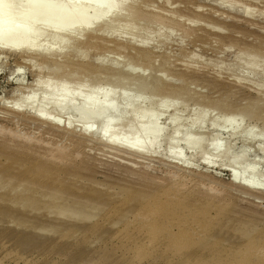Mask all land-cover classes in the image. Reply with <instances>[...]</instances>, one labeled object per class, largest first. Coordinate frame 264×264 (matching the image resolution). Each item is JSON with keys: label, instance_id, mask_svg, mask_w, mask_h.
<instances>
[{"label": "rangeland", "instance_id": "obj_1", "mask_svg": "<svg viewBox=\"0 0 264 264\" xmlns=\"http://www.w3.org/2000/svg\"><path fill=\"white\" fill-rule=\"evenodd\" d=\"M155 1L152 2L151 0L150 5L144 7L150 8L152 11H156V8L158 12L162 10L163 13L160 12V16L162 15L168 20L167 17H170L174 10L171 12L167 11L168 8H158L162 0H159V3L158 0L156 1L157 7L155 4L151 5ZM195 1L197 4L200 2L201 5L205 4L206 6L215 4L213 0H206L204 3L201 0H193L192 2ZM136 2L138 3L139 0H128V3H131L130 7L137 4ZM10 3L8 0L0 2V7L7 6L3 7L6 8V11L0 14V21L10 18L11 11L9 10L14 8V5L8 6ZM240 5H237L238 8L233 10L234 12L227 13L228 16L226 14L224 17L219 16V19L227 22L232 21L241 24L245 29L248 28L245 31H238L240 33L233 32V30L228 33V30L224 31L225 34L223 35L236 37L235 39L239 37L238 40L240 39L241 43H234L233 41L231 43L229 39H217L218 37L212 36L208 30H200L202 26H205L202 23L199 24L200 26L197 24L194 27L195 29L196 27L200 28L197 34L201 35L204 40L195 42L193 41L195 40L192 36L193 32L190 35L184 33L180 26L176 27V24H174V28L170 19L168 20L169 23H166L167 20L159 19L162 22L165 21V25L160 21L153 22V24L150 21L138 22L137 20L138 26L134 25L137 27L132 29L126 28L125 32L120 29L117 30L121 26L120 23H124L123 20L118 21V24L115 21L108 28L109 30L105 29L98 32L104 36H102L106 42L105 45H102L104 48L99 46L89 49L88 58L85 57L88 55V51L83 50L85 55L83 56L86 59L83 57L85 60L75 61L79 65L77 63H65V65L62 63L63 65H60V58L59 61H54V58L60 57L63 49L57 47L58 42L54 44L53 39L55 37L52 39L49 36L53 43L50 42L49 37H44V34L45 36L48 34L47 30L51 32L50 28L45 27H43L45 33L41 34L42 37L39 35L37 44H35L37 48L40 45V50L54 47V53L59 55L57 57L54 55L50 63L40 60L32 61L31 59L34 58L31 57V59L23 58L24 60L21 58L22 61L18 54L13 52H4L5 54L0 55V112L2 111L0 113V126L6 124L8 126V122H10L8 119H11L14 125L11 128L15 134L17 133V136L19 134L21 137L23 135V138L40 139L49 143L50 146L48 145V147L51 148L64 147L66 151L73 154V158L74 155L80 154H78V158L75 156L74 165L60 167L59 165L56 166V162H52L53 165L51 162H43L42 166L45 164L44 169L48 165L47 170L51 172L49 174H45L46 171H42L44 174L41 171L40 174L38 171L35 173L34 181H38L37 183L43 187L40 186L39 189L38 184H35L34 181L32 186L29 184L36 192L30 193L33 195L31 197L23 196V198H29L31 201L13 204L14 202L12 203L7 198L0 200V264H187L189 260L188 264H196L194 263L197 262L196 260L198 263L201 260L200 264H215V262L218 263V261L226 259V256H228L227 259H231L230 253L243 252L247 247L246 243L250 240L255 241V243L259 241V243H264V191L247 190L240 185L244 184L250 188L251 186L263 185L264 188V9L261 10L260 7H257V10H254L257 12H253L255 18H252L253 22H251L244 19L246 15L243 13L246 12L244 10L246 7ZM127 10L129 9L126 8ZM126 11L121 12L123 17L126 16ZM124 13L126 14L124 15ZM185 20L188 19L182 18V25L188 22ZM32 26L28 25L32 31L27 26L26 29L31 33L37 32L36 29L39 25H36L35 28ZM207 32L210 38L206 35ZM81 37L80 41H83L84 36ZM213 37L215 39L209 40ZM190 39L193 40L190 41ZM55 40L58 41L57 38ZM132 41L136 45L123 49L121 44ZM119 42H122L120 43L121 47L119 45L114 46ZM109 43H113L111 46L114 48H111ZM143 44L145 49L140 47ZM36 45L34 50L38 51ZM50 45L51 47H49ZM52 45H57V48ZM106 50L111 56L107 54ZM254 50L256 53H258L257 51L260 53L255 54ZM246 51H249L250 54ZM143 52L149 56V60L144 59ZM253 55L255 57H252ZM252 62L256 64V70L253 72L249 71V67H247ZM42 64L48 69H45ZM77 65H83L82 71L79 69L81 73L75 69ZM56 68L59 70L55 73ZM38 72L41 73L40 76ZM47 76L52 78L50 80L53 81L55 90L61 89V84L62 86L65 84V87L61 89L64 91L50 93V97L47 98L50 104H44L41 107L45 110H51V108L53 110L54 99L63 92L66 96L64 100L66 107L59 113V119L62 122L70 117L74 119L75 122L72 125L75 127L74 131L79 135H83L79 132L81 124L89 121L92 126L89 133L90 137L87 135L82 137L86 140L89 138L88 141L90 142L87 143L77 134L73 136L61 129L58 131L49 128L46 124L38 121L32 123L33 119L30 121L29 118L21 117L24 113H17L19 115L17 117L18 115L13 114L14 112L10 110L11 101L8 100H13L16 96L19 97V87H29L34 83V79H48ZM52 76L56 78L54 79ZM80 87L82 90L81 99L76 100L75 92ZM123 92L126 94L121 95ZM46 95L48 96L47 93L40 90L35 93L37 100ZM96 95H99L100 98H96ZM18 97L17 100L20 102L19 99L22 100V98L18 99ZM101 97H105L109 101ZM137 97H141L143 102L139 106L140 108L137 107V110H134L131 104ZM17 100L14 99L16 102L13 101L12 103L17 104ZM4 101H7L6 107ZM166 102L169 103L168 108L163 109V104ZM12 103L11 105H13ZM72 104L75 107L71 108ZM92 104L98 105L92 106ZM143 107L148 110H144ZM91 108H94L93 112L95 113L87 117L85 112ZM101 108L104 110L100 111ZM4 112H6L5 115ZM9 112L13 113L10 114ZM119 113L123 115L125 120V130H121V127H116L108 133L101 130V127L103 128L101 122L104 119L119 117L121 116ZM141 113L145 115L140 126L145 129L140 130L138 139L145 142L152 135L162 131L160 134H163L165 139L159 147V154L149 157L150 159L141 160L104 149L101 143L102 141L105 142L106 137L112 135L117 136V138H131L133 120L137 116H142ZM21 118H25L26 121ZM191 120L194 126L187 130ZM155 121L157 122L156 127L151 126V123ZM174 131L176 138L171 139L170 134ZM121 132L122 135L120 136ZM8 143L12 144V141H8ZM179 147L183 149L182 159L194 156L197 164L195 163V170L191 174L190 172L188 174L178 171L174 167L171 152ZM9 150H13L12 153H17L14 152V149L9 148ZM0 151L4 152L3 150ZM3 154L1 153V156ZM7 155L8 153H6ZM19 155L22 156L23 154L19 152ZM34 158L33 155H29L28 159L31 161L29 165L33 163ZM252 168L254 169L252 170ZM52 169L54 170L52 171ZM250 169L255 171L254 174L250 172ZM12 172L16 171H7V173L5 171V174H12ZM40 175L46 178H42ZM59 175L62 177L60 178ZM9 178L2 176L0 185L6 186L10 190L11 184L9 183L14 180ZM249 179L250 182H248ZM153 183L154 185H152ZM156 183L160 187H157ZM43 184L47 186L44 187ZM176 184L180 185H178L179 189H176ZM49 186L51 189H48ZM6 188L0 190V197H7L6 195L10 194ZM57 188H61L65 194ZM158 189L170 191L174 189L175 192L178 191L184 196L185 204L191 208L193 206L194 209L205 210V212L208 210V213H211L207 214L208 216L211 215L212 219L214 216L216 217V214H220L221 217L217 215L219 218L216 217V220H212L215 223L206 221L207 236L202 239L203 241L199 240L198 244L194 243L195 245L192 244V247L190 245L187 250L184 249L186 251L183 250L180 255L164 248L158 251L152 250L153 252L147 250L146 252L145 249L143 250L145 246L142 245L145 243H140L142 251L139 253L132 251L129 253L126 249L127 246L137 245L138 242V238L135 240L136 235L130 232L129 235L126 234L127 228H123L127 226V223L133 221L131 220L133 210L132 212L130 210L137 207L142 198L153 195ZM18 190L21 191L22 188L20 187ZM22 194L27 195L24 192ZM127 198L128 200H126ZM120 201L124 203L121 202L119 205ZM225 203H227L226 206H224ZM206 205L208 207L210 205L211 209ZM218 209L220 213H218ZM119 216L120 218H118ZM217 219L220 220L219 223ZM134 223V226L130 224L133 229L138 224L136 221ZM140 223L137 227L141 232V229L146 227L145 223L149 224V222ZM257 231L262 232L258 233ZM262 238L263 241L261 242ZM197 247L201 250H198ZM218 252L226 253L219 255Z\"/></svg>", "mask_w": 264, "mask_h": 264}, {"label": "bare ground", "instance_id": "obj_2", "mask_svg": "<svg viewBox=\"0 0 264 264\" xmlns=\"http://www.w3.org/2000/svg\"><path fill=\"white\" fill-rule=\"evenodd\" d=\"M1 1H3V0H0V2ZM8 1L11 2L10 5H8V6L14 5V8L9 10V11H11L10 12V18L5 19L3 21H0V55L3 54L4 52H11V53L13 52V53H17L18 54L20 60H22L23 58H26V59L34 58V59H31V60L32 61L33 60H40V61H45V62H49L50 63V61H52L54 55L56 57L59 55L56 52H55L56 54L54 53V51H53L54 47L53 48H47V49L45 48L43 50H40L39 49L40 45H39L38 48H37V45H36L37 44L36 41H37V39H39V35L41 36V34L43 35L45 33V31L43 30V27H45V28H50L51 29V32L49 30H47V29L46 30L48 31V34L50 33L52 36L48 35L47 31H46L47 35L45 36V34H44V37L47 38V37L50 36L51 38L52 37H55V39L57 38L58 41H56L55 39L52 38L54 44L58 42L57 43L58 46L57 45L56 46L58 48L63 49L60 57H58V59L54 58V61L55 60L59 61V58H60V61H59L60 65H63V64L65 65V63L66 64L67 63L75 64V63H77L75 61H80V60L83 61V59L85 57H87V58L89 57V52H90V51H88L89 49L91 50V49H94L96 47L102 46L104 43L106 44L105 39H103L104 36L100 35L98 32H101V31H103L105 29H108L109 27H111V25H113V23L115 21H116V24H118L117 23L118 21H123L124 20V23H120L119 22L121 24V26L119 24L120 28H118L117 30L120 29L121 31L125 32L124 30L126 28L127 29L128 28L132 29L133 27L136 28L138 26L137 24H138L139 21H141V22L142 21L143 22L144 21H146V22L150 21L151 23H153V22H156V21L157 22L160 21L159 19H162V20H165V21L167 20V19H165L166 17L164 18L162 15L160 16V12H162L161 9H160L161 11L158 12L157 8H156V11L155 10L152 11V9L150 10V8L144 7L146 5H150L149 3L151 2V0H139L138 3L136 2L137 4L132 5L131 7H130L131 3L129 4L128 0H8ZM153 1H155V0H152V2ZM156 1L154 3H152L151 5L155 4ZM192 1L191 0H162V2L159 3V0H158V3H159V7L158 8H168L167 11L174 10V12L171 11V12H173L172 15H174V17H172V15L170 17H167L168 20L170 19V21H172V22H170V21L169 22L171 23V25L176 24V27L180 26L181 30H183L184 33H187V34L189 33V35H190L193 32L192 36H193V38L195 40L190 39V41L193 40L195 42L204 40V38H202L201 35L197 34V32L199 31L200 28L198 29V27H196V29H198V30H196L195 27H194L195 25H197V24L199 25L200 23H202V25L205 24V26H202V29H200V30H203V31L208 30L209 33L210 32L212 33V34L210 33L212 36L218 37L217 39H219V40L229 39L230 42L233 41L234 43H239L240 42V39L238 40L239 37H237V39H235L236 37H232V36L230 37V35L225 36V35H223V34H225L224 31L228 30L227 33L229 31H232V30H233V32H238L240 30L241 31H245L248 28L245 29L244 26H242L241 24H238V23H235V22H232V21L231 22L222 21V20L219 19V16H223L224 17V15L225 14L227 15V13L231 14V12H234L233 10H236V8H238L237 5L241 6L240 4H242V5H244V7H246L244 9L246 12L243 13V14L246 15L244 17V19L250 20L251 22H253L252 18H255V15L253 13V12H255L254 10L257 7H260L261 10L264 9V0H213L215 2V4L214 5H210L209 4L207 6L205 4L201 5L200 2H198V4H197L196 1L195 2H192ZM201 1L204 3L206 0H201ZM128 5H129V7H128ZM155 6H156V4H155ZM3 7H7V6H1L0 7V14L4 13L6 11L5 10L6 8L4 9ZM126 8L129 9V10H127L128 12L126 11ZM152 8H153V6H152ZM178 8H180V9H178ZM241 8L243 9V6ZM260 8H259V10H260ZM122 11H126L127 14H129V13L130 14L127 16V14L124 13V15L126 14L127 17L126 16L123 17V15L121 14ZM168 13H167V15H168ZM216 14H218V15L215 16ZM188 16H191V17H188ZM182 18L188 19V20H185V21H188L187 22L188 24L185 22L186 24L182 25L183 24L181 22ZM231 18H234V17H231ZM131 19L133 20V22H132ZM137 20H138V22H137ZM168 20L166 21V23L168 22ZM165 21H163V22L160 21V22H162L164 24ZM91 22H93V23H91ZM134 22H135V24H133ZM180 22H181V24H180ZM131 24H133V25H131ZM28 25H33L34 28L37 27L36 25H39V27H37V29H36L37 32L36 31L32 32V33L29 32L28 29L30 30L31 28L28 27ZM134 25H137V26L135 27ZM26 26H27L28 29H26ZM166 26H168V25H166ZM138 28H140V27H138ZM174 28H175V25H174ZM33 30H35V29H33ZM133 30H135V29H133ZM30 31H32V30H30ZM42 31H44V32H42ZM63 31H65V32L61 33V34H57V33L63 32ZM203 31H202V33H203ZM52 32H54V33H52ZM55 32H57V33H55ZM209 33L207 32L206 35L208 36ZM238 33H240V32H238ZM229 34H232V33H229ZM81 36H84V40L83 41H80L81 40L80 39ZM192 36H190V37H192ZM50 37H49V39H50ZM140 38H142V37H140ZM208 38H210V36H208ZM49 39H47V40H49ZM213 39H215V38L213 37L212 39H209V40H213ZM219 40L218 41L216 40V41L220 42ZM50 42H52V40ZM233 42H231V43H233ZM120 43H122V42H119V44L116 43L114 46L119 45L121 47V45H122L123 49L124 48L127 49L128 47H133L134 44L136 45V43H134L133 41L125 43V44L123 43L124 45L123 44L120 45ZM244 43H245V41H244ZM35 45H36V49H39L38 51L34 50ZM111 45H113V43H111L109 46H111ZM223 45H224V43H223ZM52 46H55V45H52ZM49 47H51V45ZM140 47L142 49V48L145 47V45L143 44V46H140ZM102 48H104V47L102 46ZM111 48H114V47L111 46ZM83 50H87L88 51V55L85 56L83 54L84 52H82ZM108 50H106L107 54H109ZM116 50H117V48H116ZM121 50H120V52H121ZM250 50H252V49H250ZM241 52H242V50H241ZM246 52H249V51H246ZM257 52L260 53L259 51H257ZM85 53H86V51H85ZM110 53H111V51H110ZM254 53L258 54V53L255 52V50H254ZM143 54H144V56H143L144 59H146V60L148 59L149 60V56L147 54H145L144 52H143ZM241 54L243 55V52ZM249 54H250V52H249ZM252 57H255V55H253ZM99 59H101V57ZM115 60H116V58H115ZM252 63L249 66H247V67H249L248 70L251 71V72L256 70V64L255 63L252 64ZM31 64H32V62H31ZM43 64H42V66H43ZM46 65H48V64H46ZM78 65L75 67V69H77V70L81 69V71H82V68H84V67H82L83 65H80V66H78ZM57 68H59V67H57ZM57 68L54 70L55 73L59 70ZM42 70H43V68H42ZM79 71H78V73H81V71L80 72ZM39 72H41V71H39ZM39 72H38V74H39ZM40 75H41V73L39 74V76ZM45 75H47V74H45ZM76 75H78V74H76ZM33 77H35V76H33ZM43 78H45V77H43ZM47 78H48V76H47ZM50 79H52V78H48V79L45 78L43 80L40 79V78L39 79L36 78V79H34L35 80L34 83L32 82L33 84L31 86L26 87V88L25 87L24 88L23 87L22 88L19 87V97L16 96L14 99L17 100V97H18V99L22 98V100L19 99L20 102L17 100L19 104L18 103L17 104L16 103H12L14 101V99L13 100H8L9 102L11 101L10 105L8 104L9 108H10V110H12L14 112V113L13 112H9V113L10 114H12V113L13 114H17V113L23 114L24 113V114H27V116H24V114L22 116L21 115L20 116L21 117H25V118H29L28 120H30V121L33 119V121H31L32 123L35 122V121H38L39 123L46 124V126H48L49 128H53V129H56L58 131L61 129L62 131L66 132L68 134H71L73 136H75V134L79 135V133H76L74 131L75 127L72 125L75 122L74 119H72L70 117L67 120H65L64 122H62L61 119H59V113H61V111L65 110L64 108L66 107V104H65V101H64L66 96H65V94L63 92H61L59 95H57V97L54 99V101H53V105H54L53 106V110H52V108H51V110L50 109L49 110H45V109H43L41 107V105L44 106V104H50V101L49 100L47 101V98L50 97V95H49L50 93H54V92L56 93V92L64 91V90H61V89H63V87H65V84H63V86L61 84V86H60L61 89L55 90V87L53 85V81L50 80ZM16 90H18V89H16ZM39 90L42 91L43 93L44 92L47 93L48 96L46 95L42 99H38L37 100V97L35 96V93L37 91H39ZM164 90H166V89H164ZM81 91L82 90H81V87H80L75 92V95H76L75 99L76 100H80L81 99ZM101 91H104V90L101 89ZM15 93H16V91H15ZM102 94L107 95L108 93H102ZM124 94H126V93L123 92L121 95H124ZM27 95H31V96H27ZM96 98H100V96L96 95ZM101 98H103L106 101H109L105 97H101ZM14 102H16V101H14ZM142 102L143 101H142L141 97H139V98L137 97V99L134 100L131 105H132V107L135 110L137 107L141 106ZM11 103L13 105H11ZM1 104H2V102H1ZM168 104H169L168 102L163 104V109L168 108ZM4 105L6 107L7 101L4 103ZM4 105H2V106H4ZM95 105H98V104H92V106H95ZM73 107H75L74 104L71 105V108H73ZM143 109H144V107H143ZM146 109H144V110H146ZM99 110L102 111V110H104V108H101ZM93 111H94V108H91L89 111H86L85 113L87 114V117L93 115L95 113ZM0 113H2V111ZM5 114H6V112H4V115ZM119 114L121 115L119 117L117 116V117H114L113 119H111V118L104 119V121L101 122V124L103 126V128L101 127V130H103L104 132H107V133L112 131L116 127H121L120 128L121 130H125L124 129V126H125L124 125V121L125 120L122 117L123 115L121 113H119ZM17 115H15V116H17ZM144 115L145 114L143 113L142 116H140V117L137 116V117H135L136 119L133 120L134 121V123H133L134 125H133V128L131 129V138H128V139L121 138V137L117 138V136H112V135H111L112 137L111 136L106 137L107 139L105 140V142L102 141V143H101V145L104 146V149H108V150H110L112 152H118V153H121V154L123 153V155L125 154L127 157L130 156L131 158L132 157L133 158H139L141 160L149 158V157L151 158L152 156H155V154L157 155V153L159 154V152H158L159 151V147H160L161 143L164 141L163 139H165V138H163V134H160L162 131L159 132V133L156 131L158 134L154 131L156 134L152 135L151 138L149 137L150 139L145 141V142H141L138 139V134L140 133V130L145 129V128H142L143 126H140V124L142 123V121L144 119ZM17 117H19V115ZM25 118H23V119L25 120ZM8 121H10V122H8L9 123L8 126H6L7 124L4 125V126H0V150H3V151H4V149L8 150V152H6V150L4 152L0 151V178L2 176L3 177L4 176L7 177V179H8V177H10L9 179H11L12 181L14 180L13 181L14 183L13 182L9 183V184H11L10 190L8 188H6V186H1L0 185V190L6 188V189H8L10 191L9 192L10 194L12 193L11 195L10 194L6 195L7 197L1 196L0 200L2 201L3 199L5 200L7 198L9 201H12V203L14 202L13 204H15V203H23L22 201H31L29 198H26V197L24 199L23 196H30L31 197V196H33L31 194L36 192V191H34L31 188L32 182L34 181L33 177H34L35 173H37V171H38L39 174L42 171H46L45 174H49L51 172V171L47 170V166L48 165L46 166V169H44L45 164H44V166H42L43 162H45V163L46 162H51V164H52V162H54V163L56 162V166L59 165L60 167L74 165L73 163L76 161L74 159L75 156H77V158H78L80 154L78 153L79 154L78 155L76 153L77 155H74V158H73L72 157L73 154H71L70 152L66 151V149L64 147H54V148L52 147L51 148V147H48L49 143H45L44 141H41L40 139L33 140L34 138L31 139V137L23 138L22 134H21L22 137L19 134L17 136L16 135L17 133L15 134V132L11 128V126H14L13 125V121L11 122V119L10 120L8 119ZM152 123H151V126L156 127L157 122L155 121V122H152ZM14 124H15V121H14ZM193 126H194V123L191 120L187 130H190L191 128H193ZM79 128H80L79 132L82 133L85 136L86 135L89 136V133L92 130L91 129L92 126L90 125L89 121L82 123ZM143 131H141V132H143ZM122 132H121L120 136L122 135ZM18 133H20V132H18ZM104 134H106V133H104ZM83 135H79V137L81 139H83L84 141H87V143L90 142V141H88L89 138H88V140H86L85 138L82 137ZM174 135H176L175 131L172 134H170V138L171 139L176 138ZM90 140H92V139H90ZM8 141H12V144H9ZM231 146H232V144H231ZM180 147L175 149V151H172L171 152L172 155L170 154L172 156L171 158L173 159V162L175 164L174 167L178 171L187 172L188 174L190 172V174H191V172L193 170H195L196 161L194 159V156L192 155L190 158L182 159L183 157L181 156V154H182L183 149L180 148ZM9 148L14 149V152L16 151L17 153H12L13 150H9ZM67 148L70 149L69 147H67ZM104 149H103V151H104ZM169 149H171V148L169 147ZM19 152H20V154H23V155L22 156L19 155ZM1 153H4V154L1 156ZM6 153H8L7 156H6ZM29 155H33V158L35 157L34 158L35 162L32 161L33 163H31L30 165H29V162H31V161H29L30 159H28ZM164 155H162V156H164ZM1 157H4V159H1ZM172 159H171V161H172ZM37 161H42V162L38 163ZM138 164H139V162H138ZM254 168H252V170ZM53 170L54 169H52V171ZM252 170L250 172H252V173L255 172V171H252ZM5 171H6V173H7V171H16V172H12V174H5ZM43 174H41V175H43ZM62 176H63V174H62ZM62 176H60V178ZM199 177H200V175H199ZM205 177H204V179H205ZM42 178H46V177H42ZM250 179L248 180V182H250ZM0 182H1V180H0ZM37 182L34 181L35 184ZM54 182H56V181H54ZM232 182H234V181L232 180ZM42 183H44V182H42ZM154 183L152 185H154ZM161 183H162V181H161ZM29 184L31 186H29ZM35 184H34V186H36ZM44 184H47V183H44ZM47 185H50V184L48 183ZM178 185H177V187L175 186L176 189L177 188L179 189L180 185L179 186ZM240 185L242 187L246 188L247 190L262 191V192L264 191L263 185H260L258 187H252L251 186V188L246 186V185H244V184H240ZM7 186H9V185L7 184ZM40 186H42V185H40V183H39L38 184V188ZM46 186L44 185V187H46ZM156 186L160 187L159 184H157ZM20 187L22 188L21 191L18 190V188H20ZM49 187L50 188H48V189H51V186H49ZM59 189L61 191V188H57V190H59ZM54 190H55V187H54ZM3 191H5V190H3ZM172 191H174V192H172ZM180 191H181V189H180ZM22 192L26 193L27 195L22 194ZM61 192L64 193V191H61ZM176 192H175L174 189L171 190V191L168 190V189L167 190L158 189V191H155L154 194L149 196V197L147 196L144 199L142 197H140V198H142L141 199L142 201L139 202L137 207H135V208L133 207L130 210L131 212L133 210L132 218H131V220H133V221L132 222L130 221L129 224L127 222H125V223H127V226L125 225L126 227H123V228H127L126 230L124 229L125 231H127L126 234H128L130 232L131 234L136 235L135 240H136V238H138V240H137L138 242L135 241V242H137V245L134 244V245H131L129 247L127 246L126 249L129 251V253L131 251L139 253V251H142V249H140L141 248L140 246L144 245L145 248H143V247L142 248H143V250L145 249L146 252H147V250L158 251V250L164 248L165 250L171 251V252L175 253L176 255L178 253L180 255L181 252H183L184 249L187 250V248L190 245H191L190 247H192L193 246L192 244H194V243L198 244L197 242L199 240H202V239H204L207 236L208 227L206 225V221L208 222V220H209L210 221L209 223H211L212 220H214L220 214L218 215V214L215 213L216 217L214 216V219H212L210 217L211 215L208 216V214H210L211 212L208 213V210H206V212H205V210L204 211L200 210V209L197 210V209H194L193 206L191 208L190 206H188V204L187 205L185 204L184 200H186V199L184 198V196L181 195L178 191H176ZM28 194H30V195H28ZM34 195H37V194H34ZM115 196H116V194H115ZM45 197H43V198H45ZM48 197H49V195H48ZM83 198L85 199V196ZM182 198H184V199H182ZM32 200H34V199H32ZM77 200L79 201V198ZM126 200H128V198ZM59 201H61V200H59ZM121 202H123V201H120L119 205L121 204ZM219 203H217V204H219ZM226 204L227 203H225L224 206H226ZM48 205H49V203H48ZM124 206H122V207H124ZM206 206L208 207V205H206ZM214 206H215V204H214ZM204 208L207 209L206 207H204ZM204 208H202V209H204ZM208 208L211 209L210 205H209ZM215 208H216V206H215ZM219 209H218V213H220ZM212 210H214V209H212ZM75 212H76V210H75ZM118 212H120L119 209H118ZM221 212H223V210H221ZM71 214H73V213H71ZM109 215H111V214H109ZM115 217H117V216H115ZM220 217H221V215H220ZM113 218H114V216H113ZM118 218H120V216ZM135 221L138 224L140 222H144V223L145 222H149V224L145 223L146 227L143 228L144 230L141 229L142 231L140 232V229L137 227L138 224H136L137 228L135 227L133 229V226H134L133 224H135L134 223ZM204 221H205V223H204ZM217 222L219 223L220 220H218ZM228 222H227V224L229 225ZM212 223H215V222H212ZM130 224L133 225V226H131ZM140 224L142 225V223H140ZM227 224L225 225L226 229L228 228ZM113 225H116V224H113ZM244 231H245V228H244ZM257 232L261 233L262 231H260V232L257 231ZM259 236H260V234H259ZM263 236H264V233H263ZM263 238L261 239V242L263 241ZM258 241H259V239H258ZM259 242L255 243V241H253V240L251 241L250 240V242L246 243L247 247L245 248V250L243 252L238 251V252H235L233 254L230 253V255H232L233 258H232V256L229 255V257H231V259H227L228 256H226L227 257L226 259L224 258L222 261H218V263L215 262V264H264V243H259ZM140 243L141 244L145 243V244L141 245ZM199 249L200 248H198V250ZM186 250H184V252ZM203 251H205V250H203ZM188 252H190V251H188ZM229 252H228V254H229ZM163 253H164V251H163ZM221 253H219V255ZM223 253H226V252H223ZM182 255H184V254H182ZM187 255H189V254H187ZM184 256H186V255H184ZM211 258H213V257L211 256ZM196 261L197 262H194V263L197 264L198 260H196ZM199 261L200 262L198 264H200L202 262L201 260H199ZM189 262H190V260H189ZM189 262H187V264Z\"/></svg>", "mask_w": 264, "mask_h": 264}]
</instances>
